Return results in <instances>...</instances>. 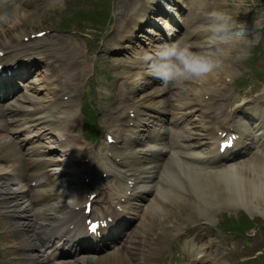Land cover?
<instances>
[{
  "label": "bare ground",
  "instance_id": "6f19581e",
  "mask_svg": "<svg viewBox=\"0 0 264 264\" xmlns=\"http://www.w3.org/2000/svg\"><path fill=\"white\" fill-rule=\"evenodd\" d=\"M125 1L128 4L121 7L119 14L125 18L126 23L121 27L119 33H112L111 39L114 40L120 35L125 40L121 39L117 41L116 45L120 47L121 42L124 41L123 47L125 49L131 48V50H134L135 48H133L131 42L138 38H135L136 32L132 27L134 22H138L141 19L152 25L159 26V23L156 21L157 18L154 15H164V11L160 6L158 7L160 3L158 0L152 2L149 0L146 3L144 2L145 0H138L137 2H135L136 0ZM136 3H139V5L136 6ZM200 3L203 2L201 1ZM131 7L133 8V12L129 16V9ZM167 7L174 9L172 6ZM211 7L214 8L213 5ZM198 8H201V5ZM209 9L210 6L206 5L205 12ZM193 12L194 10L191 11V13ZM146 13L150 15L148 18L144 16ZM168 17L165 16L166 19ZM194 18L195 15H188L186 20L189 19L188 22L192 23L191 21ZM23 20H31L30 14L24 15ZM18 21L21 22L22 20H14L13 22ZM260 25L262 26L261 22H259ZM202 26L193 27L189 24L187 34L192 37L196 34L195 38L205 37L206 35L199 30ZM18 28L19 25L16 24L13 28H4L1 31L2 33L0 32V50H5L2 49L5 44L3 36H11L14 34L13 31H15L13 29ZM167 29L171 30L172 28L168 27ZM193 44L195 45L196 42H193ZM34 47L40 48L47 58L53 59V62L48 64L46 71L43 70L39 74L42 80L40 87L45 88L47 91L45 100H40L37 96L39 93L38 88L32 87L34 93L32 92L26 97L23 96L21 102L8 104L6 112L0 110V130L5 132V134H0V159L9 160L10 162L9 167H4L0 170V179L7 174L13 175L10 180L11 182L4 185H1L2 183L0 182V198L6 201V198H2L3 192L5 194H15L14 205L4 204L5 207L0 210V217L4 221V228L8 234L4 244L12 248L9 255L13 264H70L68 262L81 264V260L85 261L83 258L55 263L53 261L54 250L50 249L51 246L49 247L50 253L44 254L43 250L39 249L36 244L37 242L58 243L55 251L60 250V252L66 253L67 248L81 243L84 239H90V236L83 233L84 236L78 237L71 244V241L67 238L68 234L72 231L75 232L77 230L80 233L83 231L79 228L82 223L79 215L82 214L83 210H81V207L79 209L76 208L77 204L72 201L75 198L72 192L67 189L56 191V200H61L62 203H65L71 199L73 207L66 217L45 224L40 219H42L41 215L47 210L36 209L30 205L31 203L26 204L25 201L21 202L19 195H22L21 193L24 191L11 189V185L19 183L21 177L36 182L34 185H45L52 181V175L44 169L45 164L39 160L38 155L45 153L39 150L43 141L46 143L52 142V137L50 136H55V133L62 135L60 138L56 137V140H54L55 144L65 149V156L61 157L60 160L67 159L71 162L72 157L85 159L84 157L86 156L83 151L76 152L79 148L72 143L70 138L75 137L73 131L76 129L78 123L75 105L73 104L74 99L70 95L68 100H64L66 93H63V91L58 92L52 88L55 83L51 80L54 73L52 70L58 69L62 64H66L67 70L72 69V71L68 72L65 84L68 85L72 81L79 82L87 71V65L80 55L78 47L67 38H55V36L50 35L45 41L37 43ZM34 47H26L21 43L13 46L14 51L17 52L15 59L32 51ZM134 51L136 52V50ZM6 59L4 56H0V63L3 66L6 63ZM55 62L58 64L55 65ZM9 65V69L12 70V64L9 63ZM136 65L140 67L141 61H138ZM30 68L31 66H27L20 70L25 72L28 69L30 70ZM133 68H131L133 73L130 71H124V73L130 74L132 80L136 82V75L140 73ZM13 74H15L14 71ZM0 78H2L1 73ZM219 81L221 80L215 77L200 84L170 85L161 90H145L141 94V97L138 96L134 100L130 98L131 96L126 99L124 98L125 100L119 104L115 114L107 119L108 121L112 120V137L114 136L116 143L120 144V146L118 144H109L108 149L109 151L116 149L114 155L120 157L124 168L118 171V173L112 170V173L120 177H124V174L132 183L135 182V186L141 188L142 198L148 197V207L142 212L143 217L140 223L146 225L145 228L149 229V232L155 228L156 232L153 233L154 236L155 234H159L161 230L168 236H173V231L179 234L182 223L176 220V216L174 217L173 214L177 211V208L180 210V206H182L180 202H184L183 205L185 206L189 205V203H194L196 204L195 208L198 209L212 206V204H228L237 207L243 206L250 214H255L257 210L258 212H263L260 210L258 204L254 203V201L259 202L261 199H264V153L260 147L262 141H264V117L262 116L261 105L251 103L249 109L254 110L255 108L254 111L257 119H252V121L244 126L247 133L243 143L248 148L252 147L250 150L252 157L248 161L238 164L232 163L223 168H217L215 167L217 157L214 155L213 150H210L207 154L201 152L199 155L190 151L194 147L200 146L204 140H206V144H209L207 136L217 133L207 123L208 117L205 115V111L213 108L216 100H219L221 96H225L224 93H219L217 86L223 87L226 82L218 83ZM5 85L7 88H11L12 85L14 86V83L11 84L9 82ZM146 86L148 85H144L143 87ZM164 90L165 93L173 90V96L169 97L168 102L166 101L164 106H162L158 97L162 95V91ZM205 94H209L208 99H205ZM172 97H176L175 102L170 101ZM228 99L230 100V105L237 101L234 97H228ZM263 101L264 99L261 100V102ZM24 102L33 104L31 105L33 106L31 111H27V106L23 105ZM224 110L226 109L222 107L221 111L224 112ZM133 111L137 118L129 116L128 112ZM194 112L198 113L200 119L197 122L191 120ZM153 114L158 117H162L159 114L165 117L170 115L171 119L175 122H182L181 129L184 134L178 136L180 139H173V151L167 152L168 154L166 153L167 156L164 163H160V156L162 153H165L164 148L166 144L159 143L160 141L158 142L157 139L159 136L157 133H160L163 126L156 128L154 121L146 118L147 115L151 116ZM23 128H37L39 134H41L40 143L34 144L33 138H30L31 135L28 138L20 140L24 141L23 143L17 142L9 136L10 133L18 135V132ZM141 129L144 131L141 132ZM152 129L156 132V138H151L154 142H149L152 144L149 147L146 143V138H139V135L140 137L141 134L147 136V132ZM192 131H194L193 136L195 139L190 136V132L192 133ZM175 133L178 132L176 131ZM24 144H27L28 147L22 151L18 146L22 147ZM180 154L183 155L180 157ZM234 155V157H237V152ZM68 157H70V160ZM205 163L206 165H204ZM77 177L78 174H75L73 178ZM157 178L160 180L158 184H156ZM131 186L133 184H126L124 190L126 195H131V191L133 190ZM28 190L35 192L31 187ZM129 190L130 194L127 193ZM37 193L31 195L32 202L42 201L41 199L44 198L42 192L38 191ZM189 194H192V196H189ZM172 204L176 206L174 209ZM47 206L49 209L54 210L63 205L47 204ZM138 209L134 208V211H138ZM194 211L195 214H198L197 210ZM27 212H30V214ZM191 215L192 217L194 216L193 213ZM164 224H166L165 227L163 226ZM169 225L172 226V231L168 232L167 226ZM75 235L78 234L75 232ZM164 246H156L151 249L161 252ZM133 259V257L130 259L119 248L112 250L111 253L108 252V254L100 259L98 264H137L135 259ZM145 260L149 264L150 259ZM144 262L142 260L141 264H144ZM205 262L207 263V260H204L201 264H205Z\"/></svg>",
  "mask_w": 264,
  "mask_h": 264
},
{
  "label": "rangeland",
  "instance_id": "374dc122",
  "mask_svg": "<svg viewBox=\"0 0 264 264\" xmlns=\"http://www.w3.org/2000/svg\"><path fill=\"white\" fill-rule=\"evenodd\" d=\"M67 1H71L74 5V9L76 10V19L68 23L67 30L74 31L75 33H70V35H78V38L75 39L77 45L81 49L85 46L87 51L91 54L92 70H90L91 73L89 76L93 74V68L96 66V73L100 77V81H102L100 84H96L94 86L93 91L100 95L102 92L105 94V97L109 96L107 98V106L111 109L116 106L114 98L118 97V90H120L123 85L118 80H113L112 83H110V81L105 79V75H109L108 70L112 68L114 62L116 61L114 60V56H109L108 50H106L107 48L104 49V47L108 43L109 39L107 38H109L110 33L115 31L120 23L119 17L116 16L118 11L116 8L128 4V2L125 0H65V2ZM201 1L203 3H200ZM184 3H186L185 5L187 6V11L185 14L182 13L179 19L185 26L183 17L186 19L188 15H196L198 11H200L199 14L203 16V14H207L213 9L210 4H214L213 7L216 8L229 5L231 0H195V2L192 1L191 4H188L187 2ZM199 5H201V8H198ZM206 5L210 6V9L207 12H205ZM192 10H194L193 13H191ZM230 10H232L234 15H236L238 22L245 26V37L234 47L227 61V72L217 76V79H222V77L227 75L230 71L236 80L234 81L233 79L234 83H228L226 87L224 86V88L220 90L222 91L221 93L225 94V96H221V100L219 101L217 107L225 105L226 108L229 107L227 98L231 97L230 95H238V98L240 99L243 98V96L246 98H252V96L257 95L258 91L264 86V0H248L247 6L238 12L234 9ZM79 11H83L84 13L88 12L87 17L90 14L91 17L94 15V21L83 20L82 24H78L81 17H77L76 15ZM59 14L60 11L49 13L44 21L43 28L47 27L49 24L50 26L54 24L55 21L58 20ZM24 15L25 14L23 12L17 13L15 11L4 14L1 13L0 28L3 26L2 24L6 22V20L2 19L7 17L8 24L9 21L14 20L25 21L24 24H21V30L23 31L43 29L36 27L31 20H23ZM20 16H22L23 19L22 17L20 18ZM108 16H111L110 21H107L109 18ZM205 17L206 15H204L202 21H200L202 22L200 24L201 26L205 23ZM256 22H261L262 26L250 29L252 23L254 24ZM4 26H7V24H4ZM249 30H251V33L248 32ZM58 35L69 36L67 32L58 33ZM139 35L143 42H149V39L145 37V34L141 33ZM90 36L94 40L91 39L88 43L87 38ZM250 36V40L246 39ZM157 45L159 46L160 42L155 43V46ZM195 45L197 47H207V37L205 36L203 39H198ZM144 46L145 43L144 45L139 44V47L141 48L137 49L139 51L137 58H142ZM120 59L124 60V62L133 59L135 61V58H130L129 54L126 56L123 54V57H120L118 60ZM146 66L147 65L144 67ZM146 70L148 71V67H146ZM143 82L144 81L141 80L140 83ZM35 84L37 85L39 82L35 80ZM168 86L169 85L165 86L164 84L159 83L158 88ZM109 89H112V95L109 93ZM81 90L82 89L80 88L79 91ZM234 90L236 91V94L234 93ZM43 93L44 92L41 91V93L38 94L39 99H41V94ZM175 98L176 97H172V100H175ZM198 118V113L195 112L193 113L191 120L197 122L199 120ZM162 136L165 140L167 139V142H169L166 149H168V151L173 150V146L170 144V141L176 137L171 131H167L166 135L164 133ZM191 136H193L192 133ZM199 152L198 148L195 153ZM56 155L57 153H55V156ZM55 156H51L54 161L57 160ZM104 184L109 185L108 181H105ZM62 187H65V185ZM52 189L50 193H55V190ZM108 196V198L112 197V192H109ZM189 196H192V194H189ZM1 202L2 199H0V203ZM147 202L148 201L141 203V206H139V214H142V212L147 209ZM53 203L56 204L55 201L52 200L51 204ZM57 203L60 204L58 201ZM183 203L184 202H180L182 206H180V210L177 208V211L173 214V216H176L177 218L186 216L187 212L194 209L196 205L194 203H189V205L185 206ZM254 203H257L262 211H264V199H261L259 202L254 201ZM175 207L176 206L173 205V209ZM211 208L216 209L219 208V206L213 205ZM200 210H202V213H200L197 221L181 225L182 228L180 233L174 236H168L163 230L159 232V237L154 236L153 233L156 232L155 228L151 229L149 232V229L145 228L146 225L139 223L140 218L138 217V221L132 222L129 239L123 246L124 248L121 247V250H123L130 257V259L133 256L134 259L141 261V257L154 259V257H150L149 254L153 252L159 254L160 252L159 250L151 248L165 245L161 254L154 255L158 257L159 262L171 260L170 264H188L190 261L189 258H194V256L198 255L200 251H206L209 254H212V256L215 253L219 255L221 262L217 264H264V218L259 216H249L248 214H246L247 216H241L240 213L232 211L229 212L227 211V208L222 207L216 210V212L211 216L215 217V222L208 223L207 219L209 218H207L204 214L205 208ZM251 222L255 223V225L253 226ZM165 225L166 224L163 226L165 227ZM169 228L171 230V227ZM6 236L7 231L4 228L3 221L0 217V248L2 247V243L4 242ZM90 264L98 263L95 259L94 261L92 260ZM144 264L147 263L144 262Z\"/></svg>",
  "mask_w": 264,
  "mask_h": 264
},
{
  "label": "clouds",
  "instance_id": "9594fccd",
  "mask_svg": "<svg viewBox=\"0 0 264 264\" xmlns=\"http://www.w3.org/2000/svg\"><path fill=\"white\" fill-rule=\"evenodd\" d=\"M248 0H231L229 5L213 8L199 29L208 40L207 47H196L185 37L157 46L142 54L150 75L167 85L200 84L227 72V61L245 37V26L238 22L237 12L247 6ZM65 0H41L32 10V23L43 28L49 13L62 11Z\"/></svg>",
  "mask_w": 264,
  "mask_h": 264
},
{
  "label": "snow or ice",
  "instance_id": "6c2138e0",
  "mask_svg": "<svg viewBox=\"0 0 264 264\" xmlns=\"http://www.w3.org/2000/svg\"><path fill=\"white\" fill-rule=\"evenodd\" d=\"M230 146H231V143L229 142L227 144L222 145V148H227V147H230ZM99 227H100V225H98L96 223H92V224H90V231L96 232Z\"/></svg>",
  "mask_w": 264,
  "mask_h": 264
}]
</instances>
